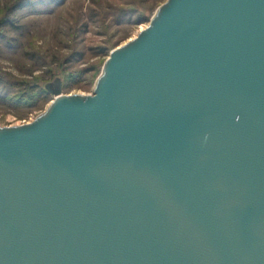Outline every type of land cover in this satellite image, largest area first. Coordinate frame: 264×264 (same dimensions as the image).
Masks as SVG:
<instances>
[{
	"label": "water",
	"instance_id": "95a60500",
	"mask_svg": "<svg viewBox=\"0 0 264 264\" xmlns=\"http://www.w3.org/2000/svg\"><path fill=\"white\" fill-rule=\"evenodd\" d=\"M61 84L0 126V264H264V0H166Z\"/></svg>",
	"mask_w": 264,
	"mask_h": 264
},
{
	"label": "rangeland",
	"instance_id": "374dc122",
	"mask_svg": "<svg viewBox=\"0 0 264 264\" xmlns=\"http://www.w3.org/2000/svg\"><path fill=\"white\" fill-rule=\"evenodd\" d=\"M165 1L0 0V75L9 82L0 93L10 94L9 101L0 94V126L35 120L53 99L17 106L24 89L15 81L45 87L58 77L63 94L92 93L110 51L145 28Z\"/></svg>",
	"mask_w": 264,
	"mask_h": 264
},
{
	"label": "trees",
	"instance_id": "16d2710c",
	"mask_svg": "<svg viewBox=\"0 0 264 264\" xmlns=\"http://www.w3.org/2000/svg\"><path fill=\"white\" fill-rule=\"evenodd\" d=\"M138 19L136 22H139ZM106 52V51H105ZM58 78V77H56ZM55 78V79H56ZM0 84H4L8 87L9 82L4 79L3 76L0 75ZM14 88H22V92L20 93L21 96L16 98L15 105L17 106H25L27 108H37L38 103L41 101H45L47 97L50 95L48 91H46L45 87H41L38 84H29L24 81H15L13 84ZM9 90V89H8ZM68 87L66 84L63 85L62 91H67ZM5 93H0L3 96V99L8 100L7 96H9V92L6 93L7 89L3 90ZM6 96V97H5ZM41 108V107H40Z\"/></svg>",
	"mask_w": 264,
	"mask_h": 264
}]
</instances>
